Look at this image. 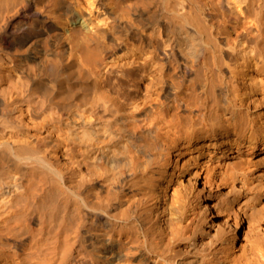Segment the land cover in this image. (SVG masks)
Instances as JSON below:
<instances>
[{
  "label": "bare ground",
  "instance_id": "bare-ground-1",
  "mask_svg": "<svg viewBox=\"0 0 264 264\" xmlns=\"http://www.w3.org/2000/svg\"><path fill=\"white\" fill-rule=\"evenodd\" d=\"M0 264H264V0H0Z\"/></svg>",
  "mask_w": 264,
  "mask_h": 264
}]
</instances>
